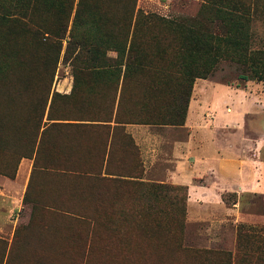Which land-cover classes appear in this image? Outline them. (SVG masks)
Returning a JSON list of instances; mask_svg holds the SVG:
<instances>
[{"label":"rangeland","instance_id":"374dc122","mask_svg":"<svg viewBox=\"0 0 264 264\" xmlns=\"http://www.w3.org/2000/svg\"><path fill=\"white\" fill-rule=\"evenodd\" d=\"M103 1L112 20L118 6ZM234 2L249 7L251 20L243 21V27L236 18L240 13H229ZM136 8L214 38L240 35L245 24L255 42L264 34V0H137ZM45 18L47 26L55 24L52 12ZM151 30L147 35L156 38L148 45L161 44L162 52L165 44L159 39L166 38L173 48L174 39L160 26ZM34 40L27 25L13 19L0 22V264H264V193H247L240 199L225 193L222 201L227 207L239 202L242 220L235 226L232 218L212 225L190 222L182 186L115 183L75 174L85 168L99 170L100 161L92 154L102 149V141L92 124H73L110 119L113 90L93 91L87 85L64 95L73 81L64 41L48 87L53 50L38 49ZM166 54L172 55L171 50ZM243 73L242 67L222 58L205 80L224 85L216 86L220 92L198 89L201 105L196 115L201 125L204 120L214 122L212 132L202 131L201 136H210L214 149L237 144L239 151L250 152V138H263L264 82L241 81ZM47 90L46 112L56 94L53 118L71 121L50 126L45 115L42 127H50L41 152L31 155L36 113ZM123 96V114H136L133 90ZM260 146L264 158V141Z\"/></svg>","mask_w":264,"mask_h":264},{"label":"trees","instance_id":"16d2710c","mask_svg":"<svg viewBox=\"0 0 264 264\" xmlns=\"http://www.w3.org/2000/svg\"><path fill=\"white\" fill-rule=\"evenodd\" d=\"M110 1L118 6L112 20L107 17L108 10L103 8V0H0V22L13 19L27 25L38 49L41 46L44 50H53L47 67L50 75L48 87L51 86L64 41L67 45L64 55L73 64L72 90L87 85H91L93 91L95 88L112 89L114 105L121 85L119 108L124 102L123 95L133 90V108H138V111L130 114L131 121L182 126L194 82L210 78L218 60L222 58L242 67L244 73L239 75L241 81L264 82V34L260 41L255 42L246 24L240 35L227 33L222 38H214L177 21L143 14L136 8L137 0ZM234 11L240 13L236 18L241 21V26L243 21L248 23L251 20L249 7L244 4L234 2L229 13ZM47 12L56 16L55 24L51 26H47L44 19ZM154 26H160L162 32L174 39L173 48L170 44L172 40L166 38L159 39L165 44L162 52H159L161 44L148 45V40L156 38V35H147L154 32L151 30ZM222 47L228 50H222ZM169 50L172 55L166 54ZM159 62L162 67L158 65ZM42 93L44 103L37 109L38 127L32 134L28 149L31 155L41 152L42 139L48 127L71 121L53 118L56 94H52L46 112L50 93L49 90ZM45 115L46 120L51 122L48 127H42ZM78 121L81 122L73 125H90L99 120ZM181 188L186 195L187 188ZM222 198L225 199L224 194Z\"/></svg>","mask_w":264,"mask_h":264},{"label":"crops","instance_id":"0c3cea01","mask_svg":"<svg viewBox=\"0 0 264 264\" xmlns=\"http://www.w3.org/2000/svg\"><path fill=\"white\" fill-rule=\"evenodd\" d=\"M72 85L64 95L69 94ZM120 86L110 119L92 124L93 133L102 141V149L92 154L100 161L99 170L85 168L82 175L115 183L132 181L186 187L190 222L208 221L216 225L232 218L233 226L238 224L242 220L239 202L227 207L221 196L234 193L240 199L247 193H264V158L260 150L264 131L262 139L250 138L254 144L250 152L239 151L237 144H228L222 148L225 154L219 147L213 148L210 136L208 139L201 136L202 131L212 132L214 122L204 120L201 125L196 115L197 106L201 105L198 89L220 92L216 86L224 85L207 84L205 80L197 79L182 126L131 121L129 115L123 114V102L118 107ZM140 174L141 177H135Z\"/></svg>","mask_w":264,"mask_h":264}]
</instances>
